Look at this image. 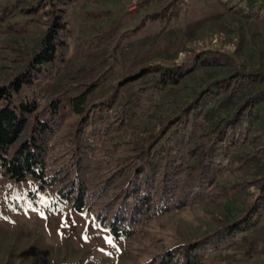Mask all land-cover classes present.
<instances>
[{"label":"trees","instance_id":"trees-1","mask_svg":"<svg viewBox=\"0 0 264 264\" xmlns=\"http://www.w3.org/2000/svg\"><path fill=\"white\" fill-rule=\"evenodd\" d=\"M230 1L245 18L264 22V0ZM74 3L0 0L5 34L43 31L25 69L0 86V177L29 181L40 191L57 188L60 201L76 212L113 195L96 219L114 239H127L188 202L219 195L217 179L253 169L254 195L241 217L151 264H208L225 250L264 254V71H245L234 55L202 50L180 64L143 66L111 84L103 62L70 64ZM175 8L172 1L165 10ZM208 68L226 73L166 113ZM68 112L74 123L60 135ZM94 170L99 185L90 191L87 177Z\"/></svg>","mask_w":264,"mask_h":264},{"label":"rangeland","instance_id":"rangeland-1","mask_svg":"<svg viewBox=\"0 0 264 264\" xmlns=\"http://www.w3.org/2000/svg\"><path fill=\"white\" fill-rule=\"evenodd\" d=\"M172 1L176 12L171 14L165 8ZM230 4L228 0H75L68 18L70 64L77 69L103 62L108 82L114 84L143 66L180 64L202 50H216L234 55L245 71H264V22L245 18ZM164 12V18H153ZM42 34L33 28L26 37L7 35L0 26V86L25 69ZM225 73L224 68L201 70L166 113ZM74 120L69 112L64 115L60 135ZM100 159L97 150L92 154L96 168ZM253 173L235 169L217 179L214 192L219 195L188 202L144 224L127 239H114L96 219L113 195L91 210L76 212L60 201L57 188L40 191L29 181L13 184L0 177V264H151L165 252L179 250L241 217L254 195L249 183ZM95 176L94 170L87 177L90 191L98 188ZM122 183L116 182L113 194ZM208 264H264V254L225 250Z\"/></svg>","mask_w":264,"mask_h":264},{"label":"snow or ice","instance_id":"snow-or-ice-1","mask_svg":"<svg viewBox=\"0 0 264 264\" xmlns=\"http://www.w3.org/2000/svg\"><path fill=\"white\" fill-rule=\"evenodd\" d=\"M41 215H43V213H41Z\"/></svg>","mask_w":264,"mask_h":264}]
</instances>
